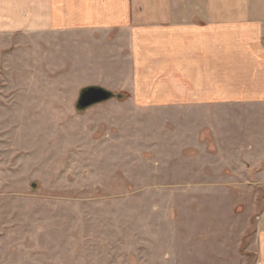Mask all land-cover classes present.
<instances>
[{"label":"rangeland","instance_id":"374dc122","mask_svg":"<svg viewBox=\"0 0 264 264\" xmlns=\"http://www.w3.org/2000/svg\"><path fill=\"white\" fill-rule=\"evenodd\" d=\"M22 39L0 35V264H240L250 256L264 191L241 177L232 144L246 149L263 116L224 123L231 138L219 135L217 155L201 131L208 152L199 153L203 116L177 122L121 92L79 112V87L90 81L52 72ZM72 44L58 58L75 69Z\"/></svg>","mask_w":264,"mask_h":264},{"label":"crops","instance_id":"0c3cea01","mask_svg":"<svg viewBox=\"0 0 264 264\" xmlns=\"http://www.w3.org/2000/svg\"><path fill=\"white\" fill-rule=\"evenodd\" d=\"M0 35L22 36L52 72L90 81L79 89L127 93L133 105L170 111L177 122L203 116L199 153L208 152L201 131L217 155L219 135L231 138L224 123L263 116V128L249 132L254 141L232 147L241 177L264 191V0H0ZM67 44L75 69L59 62ZM261 202L240 264H264Z\"/></svg>","mask_w":264,"mask_h":264},{"label":"water","instance_id":"95a60500","mask_svg":"<svg viewBox=\"0 0 264 264\" xmlns=\"http://www.w3.org/2000/svg\"><path fill=\"white\" fill-rule=\"evenodd\" d=\"M87 90L78 94V99L74 108L77 111H86L91 106H95L116 97L117 100L123 98L124 94L113 95L100 87H85ZM34 186V185H32Z\"/></svg>","mask_w":264,"mask_h":264},{"label":"trees","instance_id":"16d2710c","mask_svg":"<svg viewBox=\"0 0 264 264\" xmlns=\"http://www.w3.org/2000/svg\"><path fill=\"white\" fill-rule=\"evenodd\" d=\"M85 90H87V88H83V89H81V90H80V93H81V92H84ZM124 96H125V95H123V97H124ZM79 112H82V111H79Z\"/></svg>","mask_w":264,"mask_h":264}]
</instances>
